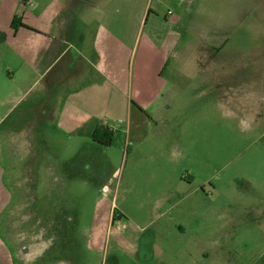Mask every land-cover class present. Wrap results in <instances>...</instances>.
I'll list each match as a JSON object with an SVG mask.
<instances>
[{"label": "crops", "instance_id": "1", "mask_svg": "<svg viewBox=\"0 0 264 264\" xmlns=\"http://www.w3.org/2000/svg\"><path fill=\"white\" fill-rule=\"evenodd\" d=\"M55 5L51 15L43 10L52 24L48 31L22 25L41 46L11 63L8 74L24 86L27 108L2 130L7 141L0 143V264H42L46 231L63 225L33 222L22 203L5 205V198L26 192L19 166L42 186L45 173L65 164V154L67 164L77 163L81 140L92 141L98 127L125 135L124 154L136 149L137 158L148 151L169 156L174 143L168 128L146 143L143 127L158 129L157 123L172 117L170 104L196 86L207 88L193 96L200 100L207 93L213 100L230 93L241 102L239 112L250 129L264 133V60H256L264 55V0H57ZM32 53H40L39 59ZM251 146V161L263 166L264 175V143ZM5 213L21 215L7 220ZM190 214L194 221H186L185 214L184 225L174 227L185 231L201 223L200 208Z\"/></svg>", "mask_w": 264, "mask_h": 264}, {"label": "rangeland", "instance_id": "2", "mask_svg": "<svg viewBox=\"0 0 264 264\" xmlns=\"http://www.w3.org/2000/svg\"><path fill=\"white\" fill-rule=\"evenodd\" d=\"M56 1L0 0L2 146L7 141L3 131L27 108L24 86L8 76L11 63L24 61L28 49L38 51L41 46L21 27L48 31L52 24L46 14L55 12ZM261 41L257 38V44ZM39 54L31 55L38 60ZM256 60L263 61L264 55ZM205 89L190 88L186 97L182 94L172 102V117L157 123L158 129L143 127L146 143L168 128L174 143L169 156L148 151L137 158L136 149L124 154L125 135L115 133L110 147L81 140L77 163L67 164L65 154V164L45 173L42 186L19 166L17 177L26 192L14 200L5 198V205L28 206L33 222L63 223L46 231L42 264H264L263 166L251 161V143H264V133L250 129L247 116L239 112L241 102L230 93L217 100L211 93L202 100L193 98ZM196 120L202 125L196 126ZM2 152L8 157L6 148ZM181 179L191 184L187 187ZM159 204L162 209L156 211ZM194 207L200 208L201 223L185 231L174 227L184 225L185 214L186 221H194ZM20 215L4 217L17 221ZM90 232H95L94 238Z\"/></svg>", "mask_w": 264, "mask_h": 264}, {"label": "trees", "instance_id": "3", "mask_svg": "<svg viewBox=\"0 0 264 264\" xmlns=\"http://www.w3.org/2000/svg\"><path fill=\"white\" fill-rule=\"evenodd\" d=\"M15 21L13 22V26ZM91 140L99 145L110 147L114 141V131L107 127H98L92 134Z\"/></svg>", "mask_w": 264, "mask_h": 264}]
</instances>
